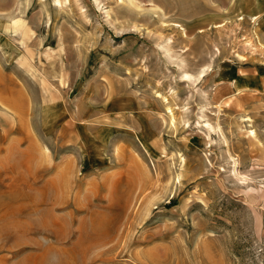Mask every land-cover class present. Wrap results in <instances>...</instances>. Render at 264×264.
I'll list each match as a JSON object with an SVG mask.
<instances>
[{
	"label": "rangeland",
	"instance_id": "obj_1",
	"mask_svg": "<svg viewBox=\"0 0 264 264\" xmlns=\"http://www.w3.org/2000/svg\"><path fill=\"white\" fill-rule=\"evenodd\" d=\"M59 1L0 0V264H264V0Z\"/></svg>",
	"mask_w": 264,
	"mask_h": 264
},
{
	"label": "bare ground",
	"instance_id": "obj_2",
	"mask_svg": "<svg viewBox=\"0 0 264 264\" xmlns=\"http://www.w3.org/2000/svg\"><path fill=\"white\" fill-rule=\"evenodd\" d=\"M59 1V0H58ZM60 2V1H59ZM171 112V111H170ZM172 114V113H171ZM173 117H172V122H173ZM210 128H211V125L210 124H207ZM208 129V128H207Z\"/></svg>",
	"mask_w": 264,
	"mask_h": 264
}]
</instances>
